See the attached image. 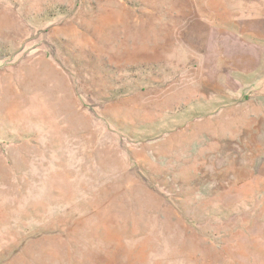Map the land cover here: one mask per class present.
Listing matches in <instances>:
<instances>
[{
  "label": "rangeland",
  "instance_id": "374dc122",
  "mask_svg": "<svg viewBox=\"0 0 264 264\" xmlns=\"http://www.w3.org/2000/svg\"><path fill=\"white\" fill-rule=\"evenodd\" d=\"M262 142L264 0H0V264H264Z\"/></svg>",
  "mask_w": 264,
  "mask_h": 264
},
{
  "label": "crops",
  "instance_id": "0c3cea01",
  "mask_svg": "<svg viewBox=\"0 0 264 264\" xmlns=\"http://www.w3.org/2000/svg\"><path fill=\"white\" fill-rule=\"evenodd\" d=\"M263 143V142H262ZM264 144V143H263ZM262 147V146H261Z\"/></svg>",
  "mask_w": 264,
  "mask_h": 264
}]
</instances>
